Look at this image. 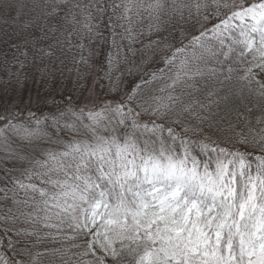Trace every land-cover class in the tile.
<instances>
[{
	"label": "snow or ice",
	"instance_id": "snow-or-ice-1",
	"mask_svg": "<svg viewBox=\"0 0 264 264\" xmlns=\"http://www.w3.org/2000/svg\"><path fill=\"white\" fill-rule=\"evenodd\" d=\"M101 25L113 98H69L43 121L0 114L5 143L49 120L73 136L3 170L0 264H264V0H0L4 42L41 61L75 38L88 66ZM138 42L140 64L163 67L120 92Z\"/></svg>",
	"mask_w": 264,
	"mask_h": 264
},
{
	"label": "trees",
	"instance_id": "trees-1",
	"mask_svg": "<svg viewBox=\"0 0 264 264\" xmlns=\"http://www.w3.org/2000/svg\"><path fill=\"white\" fill-rule=\"evenodd\" d=\"M110 12L111 10H109V14ZM208 26L211 27V22H209ZM197 28H199V25ZM101 32L103 33L104 39L94 38L91 42L84 41V43L88 44V47L84 50V55L88 56L89 50L93 53L88 66L79 63V50L74 46L76 43L75 38H73V46L70 49L67 45H64L62 50L60 47H57L55 49L56 55L54 57H45L43 61H41L36 49L31 45L25 46L22 38L5 43L4 40L6 38L3 36V32H0V85L11 86L15 89L20 87L18 85H38L36 87L38 88L39 93L48 97L47 101L39 102L37 105L28 108L27 110L17 106L10 109L3 107L0 114L6 115L8 112H12L23 118L28 116L29 112H34L37 117L43 121L45 116H51L56 112L57 107L62 106L69 98H71L73 102L80 103L84 94L76 93V84L81 85L83 83L84 88H86L92 85H99L100 82H108L107 79L102 78L104 73L101 70V66L106 70L108 55L109 53H114L115 49L112 47L110 30L105 29L104 26L101 25ZM39 35L40 34L37 33V36ZM60 39L63 40V37H60ZM152 39H155V37H152ZM140 40H142L144 44H147V35L140 37ZM13 43L19 47H13ZM54 43L55 38L50 34L49 37L39 41L38 47L47 48L49 44ZM185 43H187V40ZM126 45L127 41H125V46ZM133 48L136 50L135 54H133V52H127L126 58L124 55V49H122L121 64L119 65V73H123L121 76L122 85H119L120 92L134 87L135 84L139 82L138 76L140 73L146 75L148 72L153 71L157 66L163 67V65H159L158 58L149 65H141L139 51L141 44L138 42L133 45ZM25 52L27 55H22V53ZM21 62L23 67H21ZM133 65H135L139 71L134 70L133 74L129 75L127 69ZM79 81L81 83H77ZM57 84L62 87L61 91L56 90L54 87ZM84 90L86 91L87 89ZM115 95L116 93H111L106 98L111 99ZM6 109L7 112L5 111ZM31 127H36L35 122H32ZM40 128L46 130L45 133H48V148H51L56 152H59L60 150L62 151L63 146L57 148V145L53 140L61 141L64 139L68 142L73 139V136L69 135L67 132H54L51 120L46 124L42 123ZM212 138L214 140L218 139L216 136H213ZM218 142H222V140H218ZM228 146L232 147V145ZM236 147H239V145H236ZM2 172L3 168L0 167V174H2ZM0 186L3 185L0 184ZM50 231L55 234V229H51ZM78 243L82 244L83 241H78Z\"/></svg>",
	"mask_w": 264,
	"mask_h": 264
},
{
	"label": "rangeland",
	"instance_id": "rangeland-1",
	"mask_svg": "<svg viewBox=\"0 0 264 264\" xmlns=\"http://www.w3.org/2000/svg\"><path fill=\"white\" fill-rule=\"evenodd\" d=\"M120 74L119 72H117ZM114 73V75H118ZM77 83H81L80 81ZM83 85V86H82ZM100 85H103L101 87ZM120 85H122L120 83ZM20 87L13 88L7 85H0V111L4 108H12L14 106L21 107L22 109L27 110L31 108L37 103L42 101H47L48 97L43 94H40L38 85H18ZM56 90L61 91V86L58 84L54 86ZM84 89H87L86 91ZM13 90V92H12ZM75 91L79 94L82 93L83 99L80 103H83L84 98L90 95L99 94L101 99L106 98L109 94L114 92H109V81L105 83H99V85H92L84 88V84H76ZM85 91V93H84ZM7 97V98H5ZM42 133H45L46 130L41 129ZM47 135H43L41 138H33L31 141L22 139L18 136H10V140L8 143H5L3 139H0V167L4 169H12L13 164L15 168V175L20 176L21 172L30 167V161L33 159L42 160L44 158V154L46 152H56L55 150L49 149L47 146ZM53 142L57 145V148L63 146L67 143L66 140H53ZM61 151V150H60ZM12 158H15L13 160ZM3 178V172L0 174V179Z\"/></svg>",
	"mask_w": 264,
	"mask_h": 264
}]
</instances>
